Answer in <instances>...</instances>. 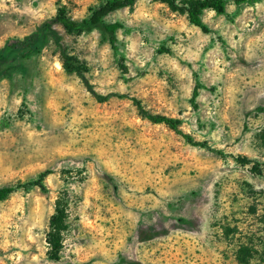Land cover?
Returning a JSON list of instances; mask_svg holds the SVG:
<instances>
[{"label": "rangeland", "instance_id": "374dc122", "mask_svg": "<svg viewBox=\"0 0 264 264\" xmlns=\"http://www.w3.org/2000/svg\"><path fill=\"white\" fill-rule=\"evenodd\" d=\"M104 1L0 0V264H264V0L203 11L208 33L136 0L104 18L115 50L100 27L30 42Z\"/></svg>", "mask_w": 264, "mask_h": 264}, {"label": "trees", "instance_id": "16d2710c", "mask_svg": "<svg viewBox=\"0 0 264 264\" xmlns=\"http://www.w3.org/2000/svg\"><path fill=\"white\" fill-rule=\"evenodd\" d=\"M136 0H106L102 4L98 6L95 10L92 11L91 15L87 20H83L81 22H76L69 17L66 16L64 9H58L55 18L52 21L46 22L42 25L41 28L37 29L35 33H33L30 37V42L35 43L38 41L39 37L43 33L50 28V26L54 23L59 24L63 27V29L71 34H81L82 32L91 29L92 27H100L106 34H110L109 43L112 48L115 50V39L113 37L114 33L121 29L122 26L119 23H104V18L117 10L125 9L131 7ZM248 0H199L196 2H189L186 5L181 6L180 8L175 5V0H170V5L174 9H178L183 11L188 18L190 24L198 28L204 33H208L207 27L203 24L201 20V14L205 10L213 11L218 15H223L226 11L227 4L233 5H241ZM160 51L164 52L161 48ZM5 57L0 55V64L3 63ZM63 69L67 73H79L80 69L78 66H74L68 63V59L63 62ZM84 81V85L87 91L94 97V99L98 103L106 102L109 96H101L97 94L92 87L88 84V82L82 78ZM117 98H126L125 96L115 95ZM145 118L155 124H164L169 129L174 131L175 134L179 135L186 143L193 147L204 148L207 147L205 142L194 141L192 137L183 134L178 128V121L172 118H168L165 116L158 115H149L144 113ZM35 186L42 188L39 182L35 183ZM14 188L12 187H3L0 188V202L5 200L12 192ZM61 225L60 219L56 217H52L50 228L51 230L59 231V227Z\"/></svg>", "mask_w": 264, "mask_h": 264}]
</instances>
